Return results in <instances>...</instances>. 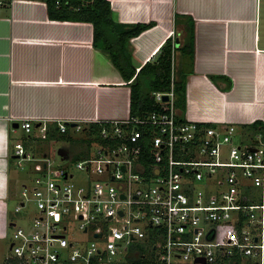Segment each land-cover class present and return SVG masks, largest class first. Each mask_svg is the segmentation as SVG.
Instances as JSON below:
<instances>
[{
	"label": "built area",
	"instance_id": "obj_1",
	"mask_svg": "<svg viewBox=\"0 0 264 264\" xmlns=\"http://www.w3.org/2000/svg\"><path fill=\"white\" fill-rule=\"evenodd\" d=\"M154 102L124 121L24 122L35 140L52 124L87 147L60 149L71 165L57 169L47 153L15 145L17 166L38 176L22 186L16 213L29 212L24 226L12 222L3 264H264V136L244 145L231 122L183 116L173 82Z\"/></svg>",
	"mask_w": 264,
	"mask_h": 264
},
{
	"label": "crops",
	"instance_id": "obj_2",
	"mask_svg": "<svg viewBox=\"0 0 264 264\" xmlns=\"http://www.w3.org/2000/svg\"><path fill=\"white\" fill-rule=\"evenodd\" d=\"M108 1L120 24L151 25L130 41L137 72L172 40L175 71L187 80L180 114L209 125L231 122L238 130L257 124L259 133L249 132L262 135L264 0ZM190 30L193 54L185 51ZM130 114L131 84L94 46L91 23L52 19L46 0L0 8V212L19 184L15 145L36 154L26 120L38 127L56 120L124 121Z\"/></svg>",
	"mask_w": 264,
	"mask_h": 264
},
{
	"label": "trees",
	"instance_id": "obj_3",
	"mask_svg": "<svg viewBox=\"0 0 264 264\" xmlns=\"http://www.w3.org/2000/svg\"><path fill=\"white\" fill-rule=\"evenodd\" d=\"M49 15L54 20L86 22L94 26V46L102 50L118 69L126 82L131 84V115H142L156 109L154 94L168 92L174 83L177 107L181 112L186 110L187 80L174 68V44L168 39L161 47L155 61L143 65L139 72L133 64L129 50L130 41L148 30L151 25H127L115 21L112 6L108 0H46ZM190 39L186 52H194V35L190 30ZM173 74L175 76L172 81ZM133 80V81H132ZM258 127H246L255 131ZM96 134L101 126L92 125ZM259 132H254V134ZM261 134L264 136V130ZM140 262L139 260L136 261Z\"/></svg>",
	"mask_w": 264,
	"mask_h": 264
},
{
	"label": "rangeland",
	"instance_id": "obj_4",
	"mask_svg": "<svg viewBox=\"0 0 264 264\" xmlns=\"http://www.w3.org/2000/svg\"><path fill=\"white\" fill-rule=\"evenodd\" d=\"M49 138L47 140H37L31 144V150L34 151L40 158L44 153H47L48 158L51 160L53 167L57 169H65L71 165V163L62 161L59 157V150L62 148L70 149L74 155H80L87 144L84 141V136H75L70 131L67 134H61L57 132L56 127L51 128ZM236 143H240L241 140L244 145H251L252 140H255L249 131L238 130ZM26 169L15 166L14 171L19 180L17 190L13 192L12 196L4 201V212H0V264H3L6 259L11 255L10 245L12 243L15 230L12 226V222L18 223L19 226L25 225V213L29 210L21 213H16V207L20 203V190L23 183H32L33 179L38 176V173L32 169L30 163H25ZM31 211L33 212V206Z\"/></svg>",
	"mask_w": 264,
	"mask_h": 264
},
{
	"label": "water",
	"instance_id": "obj_5",
	"mask_svg": "<svg viewBox=\"0 0 264 264\" xmlns=\"http://www.w3.org/2000/svg\"><path fill=\"white\" fill-rule=\"evenodd\" d=\"M168 98L165 97V100H167ZM60 154H64V152H62V150L59 151ZM100 236V235H99Z\"/></svg>",
	"mask_w": 264,
	"mask_h": 264
}]
</instances>
